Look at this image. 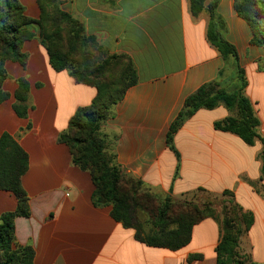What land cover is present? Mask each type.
Segmentation results:
<instances>
[{"label": "crops", "instance_id": "1", "mask_svg": "<svg viewBox=\"0 0 264 264\" xmlns=\"http://www.w3.org/2000/svg\"><path fill=\"white\" fill-rule=\"evenodd\" d=\"M28 17L39 19V0H20ZM63 11L80 21L86 35L100 46L97 58L128 57L138 83L124 98L100 132L124 181H139L161 199L196 203L198 191L209 198L229 192L242 209L238 226L245 264H264L263 144L253 146L238 136L216 130L214 124L231 115L224 105L199 109L174 134L167 136L186 99L204 84L219 81L231 89L233 66L209 43V13H191V0H59ZM216 3L225 38L240 55L248 85L245 94L260 120L264 137V71L259 65L264 47L251 44L249 25L235 10V0ZM25 40V65L7 60L3 89L9 97L0 105V137L8 133L28 155L22 186L29 197V217L15 219L20 246L35 251L34 264H217L221 226L209 217L193 227L189 244L178 251L149 247L111 215L112 206H96L91 174L73 163L69 147L60 141L76 111L89 106L97 94L78 83L68 71H55L39 39ZM30 84L28 114L14 110L18 80ZM17 198L0 189V217L16 210ZM222 216L223 207H215ZM243 215L253 218L246 230ZM192 256H197L190 260Z\"/></svg>", "mask_w": 264, "mask_h": 264}, {"label": "trees", "instance_id": "2", "mask_svg": "<svg viewBox=\"0 0 264 264\" xmlns=\"http://www.w3.org/2000/svg\"><path fill=\"white\" fill-rule=\"evenodd\" d=\"M206 0H191L194 17L206 9L210 16L207 38L225 62L232 63L236 84L227 89L219 81L201 86L189 96L182 111L169 130L167 141L183 122L199 109L213 110L224 105L233 115L214 124L216 130L238 136L244 143L253 146L257 140L263 144L261 153L262 179H264V137L258 129L260 120L253 104L245 94L248 85L246 71L239 52L224 36V25L215 13L216 3L205 7ZM41 15L33 19L26 15L20 0H0V105L9 97L3 89L8 74L5 62L12 60L26 63L22 52L25 40L34 37L30 28L36 26L39 39L47 51L51 67L68 71L80 84L93 86L97 94L89 106L79 108L69 122L68 129L60 135L71 152L73 163L91 174L96 206H112L113 219L125 228L135 231V238L149 247L178 251L191 241L193 227L212 217L219 221L221 239L216 248L217 264H245L247 258L241 252L239 239L243 230L238 226L242 209L234 202L229 192L224 198L207 199L202 206L196 203L161 199L143 187L141 182L124 181L114 156L106 149L100 132L102 123L111 116L112 108L123 98L128 88L138 83L137 71L132 61L124 55L99 59L96 52L100 46L96 39L87 36L83 24L61 8L59 0H39ZM235 10L249 25L251 44L264 47V0H235ZM113 60L125 61L119 78L110 77ZM263 66H264V59ZM30 92L27 79L18 80L14 110L25 118ZM28 171V155L18 140L8 133L0 137V189L11 192L17 198L16 210L0 217V264H34L35 251L30 246H20L15 238V219L29 217V197L22 186V177ZM124 183H130L128 187ZM223 206L222 216L215 207ZM147 214V218L143 217ZM144 218V219H143ZM243 215L248 230L253 218ZM197 256H192L190 260ZM258 264V263H249Z\"/></svg>", "mask_w": 264, "mask_h": 264}, {"label": "rangeland", "instance_id": "3", "mask_svg": "<svg viewBox=\"0 0 264 264\" xmlns=\"http://www.w3.org/2000/svg\"><path fill=\"white\" fill-rule=\"evenodd\" d=\"M99 59H102V58H99ZM262 62L263 61L260 60L259 65L261 67V70L264 71V66H263V63ZM125 64H126L125 61H118V60L116 61V60H113L110 69H108V75L110 77L119 78L121 76L122 72H123V67L125 66ZM124 184L127 185L128 187L131 186L130 183H124ZM195 199H197V201H201L202 203H204L207 199H211V198L207 197L206 194L203 193L202 191H198L196 193V195H195ZM219 207L222 208L223 206L220 205ZM142 216L147 218V214H143Z\"/></svg>", "mask_w": 264, "mask_h": 264}]
</instances>
